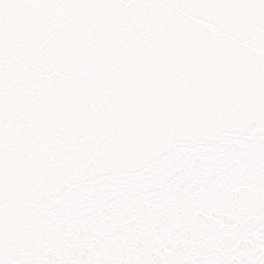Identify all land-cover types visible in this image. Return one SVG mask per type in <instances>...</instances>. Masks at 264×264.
I'll return each instance as SVG.
<instances>
[{"label": "snow or ice", "instance_id": "obj_1", "mask_svg": "<svg viewBox=\"0 0 264 264\" xmlns=\"http://www.w3.org/2000/svg\"><path fill=\"white\" fill-rule=\"evenodd\" d=\"M0 264H264V0H0Z\"/></svg>", "mask_w": 264, "mask_h": 264}]
</instances>
